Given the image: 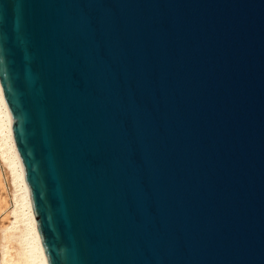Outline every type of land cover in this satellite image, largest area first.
I'll return each instance as SVG.
<instances>
[{"label":"water","instance_id":"water-1","mask_svg":"<svg viewBox=\"0 0 264 264\" xmlns=\"http://www.w3.org/2000/svg\"><path fill=\"white\" fill-rule=\"evenodd\" d=\"M0 82L48 264H264V0H0Z\"/></svg>","mask_w":264,"mask_h":264},{"label":"bare ground","instance_id":"bare-ground-1","mask_svg":"<svg viewBox=\"0 0 264 264\" xmlns=\"http://www.w3.org/2000/svg\"><path fill=\"white\" fill-rule=\"evenodd\" d=\"M0 264H48L1 82Z\"/></svg>","mask_w":264,"mask_h":264}]
</instances>
